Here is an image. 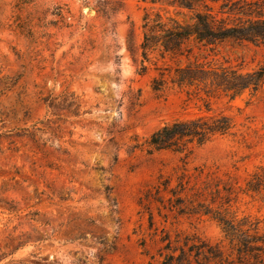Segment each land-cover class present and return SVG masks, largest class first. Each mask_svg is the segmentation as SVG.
<instances>
[{
  "label": "rangeland",
  "instance_id": "rangeland-1",
  "mask_svg": "<svg viewBox=\"0 0 264 264\" xmlns=\"http://www.w3.org/2000/svg\"><path fill=\"white\" fill-rule=\"evenodd\" d=\"M225 2L205 3L228 25L243 20ZM147 10L176 15L179 8L144 0H0V264H161L168 241L178 254L195 239L218 245L225 264H240L237 245L210 215L170 210L165 193L161 202L140 199L160 176L174 187L195 167L232 176L233 192L219 210L243 230L264 233V83L234 99H201L170 85L153 90L155 54L139 73ZM180 10L177 17L188 19L191 11ZM191 45L192 60L243 72L264 65V42ZM49 96L68 109L49 111ZM206 104L232 117L231 133L182 152L133 147L167 122L206 114ZM253 172L261 191L244 193Z\"/></svg>",
  "mask_w": 264,
  "mask_h": 264
},
{
  "label": "trees",
  "instance_id": "trees-1",
  "mask_svg": "<svg viewBox=\"0 0 264 264\" xmlns=\"http://www.w3.org/2000/svg\"><path fill=\"white\" fill-rule=\"evenodd\" d=\"M144 1L152 4L161 2L179 8L176 15L163 14L159 10H147L142 16L143 36L140 42L142 58L139 73L147 71L144 61H148L150 55L155 54L153 65L157 75L151 80L153 90L160 91L170 85L184 88L188 93H195L199 97L201 94L208 97L223 95L230 99L240 96L245 91L251 96L260 91L264 83V65L243 72L241 67L233 65H216L209 60L199 61L197 57L192 60L191 43L206 46L226 39L264 42V0H226L223 6L228 5L230 13L243 18L233 25H228L225 19H216L211 7L205 3L206 0ZM199 5L204 9H199ZM184 8L191 11V14L188 19H179L177 14L183 13L180 9ZM158 60L162 61L161 65L156 64ZM167 60H171L174 65L167 63ZM56 98L49 96L44 99L49 111L58 113L68 109L64 108L61 100H55ZM205 110L206 114L175 119L161 125L144 143L133 147L146 144L147 153L154 150L182 152L188 151L194 145H203L217 136L231 133L235 125L231 116L222 112H210L211 108L207 104ZM261 172L264 173L262 169ZM251 174L242 192L258 194L261 188L254 179H258L260 174L257 172ZM231 178L228 173L219 174L217 170L195 167L192 173L182 172L174 187H170L168 177L160 176L154 186V192L145 191L140 199L144 197L148 203L161 202L160 194L165 193L170 210L176 209L179 213L191 215H210L219 223L225 236L237 245V262L242 264L240 257L249 255L244 264H264V256L261 257V251L264 252V233H249V227L243 230L240 223L238 225L232 216H228L226 211L219 210V206H223V199H227L233 192ZM215 202L219 205L213 208ZM242 219V222L248 226L253 223L247 217ZM256 226H253L254 230L257 229ZM165 248L169 252L163 254L161 264H191L188 258L190 255L202 256L214 261V264H225L219 246L211 245L204 239L191 240L190 243L188 240L184 241L178 254L175 253L177 249L172 247L170 241Z\"/></svg>",
  "mask_w": 264,
  "mask_h": 264
}]
</instances>
